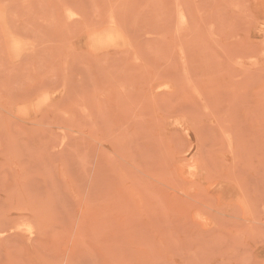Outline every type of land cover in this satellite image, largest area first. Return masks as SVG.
Here are the masks:
<instances>
[{"label":"rangeland","instance_id":"rangeland-1","mask_svg":"<svg viewBox=\"0 0 264 264\" xmlns=\"http://www.w3.org/2000/svg\"><path fill=\"white\" fill-rule=\"evenodd\" d=\"M0 264H264V0H0Z\"/></svg>","mask_w":264,"mask_h":264},{"label":"bare ground","instance_id":"bare-ground-1","mask_svg":"<svg viewBox=\"0 0 264 264\" xmlns=\"http://www.w3.org/2000/svg\"><path fill=\"white\" fill-rule=\"evenodd\" d=\"M109 39H110V37H109ZM109 39H108V40H109ZM110 42H111V41H110ZM53 95H54V94H53ZM53 98H54V97H53Z\"/></svg>","mask_w":264,"mask_h":264}]
</instances>
